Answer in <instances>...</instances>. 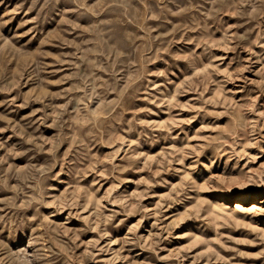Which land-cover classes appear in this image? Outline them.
I'll list each match as a JSON object with an SVG mask.
<instances>
[{
    "label": "rangeland",
    "instance_id": "rangeland-1",
    "mask_svg": "<svg viewBox=\"0 0 264 264\" xmlns=\"http://www.w3.org/2000/svg\"><path fill=\"white\" fill-rule=\"evenodd\" d=\"M0 264H264V0H0Z\"/></svg>",
    "mask_w": 264,
    "mask_h": 264
},
{
    "label": "bare ground",
    "instance_id": "bare-ground-1",
    "mask_svg": "<svg viewBox=\"0 0 264 264\" xmlns=\"http://www.w3.org/2000/svg\"><path fill=\"white\" fill-rule=\"evenodd\" d=\"M236 206H239V204H236L235 207H236ZM252 207H253V208H256V207H258V206H257L256 204H253Z\"/></svg>",
    "mask_w": 264,
    "mask_h": 264
}]
</instances>
